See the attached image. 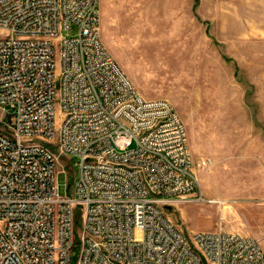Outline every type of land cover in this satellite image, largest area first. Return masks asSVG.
Returning <instances> with one entry per match:
<instances>
[{
    "label": "built area",
    "instance_id": "2783aa9c",
    "mask_svg": "<svg viewBox=\"0 0 264 264\" xmlns=\"http://www.w3.org/2000/svg\"><path fill=\"white\" fill-rule=\"evenodd\" d=\"M100 18V0H0V264H264V240L168 218L206 201L186 125L139 92Z\"/></svg>",
    "mask_w": 264,
    "mask_h": 264
},
{
    "label": "rangeland",
    "instance_id": "374dc122",
    "mask_svg": "<svg viewBox=\"0 0 264 264\" xmlns=\"http://www.w3.org/2000/svg\"><path fill=\"white\" fill-rule=\"evenodd\" d=\"M100 9L111 55L143 96L170 101L186 125L206 201L168 205V218L188 236L264 233V0H100ZM5 120L0 108L3 132ZM77 162H59L62 195L73 193Z\"/></svg>",
    "mask_w": 264,
    "mask_h": 264
},
{
    "label": "crops",
    "instance_id": "0c3cea01",
    "mask_svg": "<svg viewBox=\"0 0 264 264\" xmlns=\"http://www.w3.org/2000/svg\"><path fill=\"white\" fill-rule=\"evenodd\" d=\"M145 97V96H144ZM147 99H157V98H147ZM229 232L239 233L246 236H252L259 240H264V233H258L257 231H248V230H230Z\"/></svg>",
    "mask_w": 264,
    "mask_h": 264
},
{
    "label": "bare ground",
    "instance_id": "6f19581e",
    "mask_svg": "<svg viewBox=\"0 0 264 264\" xmlns=\"http://www.w3.org/2000/svg\"><path fill=\"white\" fill-rule=\"evenodd\" d=\"M220 200H221V199H220ZM209 202L215 203V200H211V201H209Z\"/></svg>",
    "mask_w": 264,
    "mask_h": 264
}]
</instances>
